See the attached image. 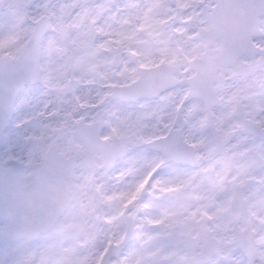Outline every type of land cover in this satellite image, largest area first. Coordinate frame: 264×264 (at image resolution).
I'll return each instance as SVG.
<instances>
[{"label":"snow or ice","instance_id":"snow-or-ice-1","mask_svg":"<svg viewBox=\"0 0 264 264\" xmlns=\"http://www.w3.org/2000/svg\"><path fill=\"white\" fill-rule=\"evenodd\" d=\"M0 264H264V0H0Z\"/></svg>","mask_w":264,"mask_h":264}]
</instances>
